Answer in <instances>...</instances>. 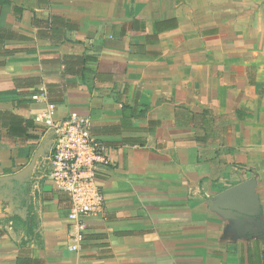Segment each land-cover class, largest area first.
<instances>
[{
	"label": "crops",
	"instance_id": "obj_1",
	"mask_svg": "<svg viewBox=\"0 0 264 264\" xmlns=\"http://www.w3.org/2000/svg\"><path fill=\"white\" fill-rule=\"evenodd\" d=\"M71 114L110 162L78 250L46 177ZM26 256L264 264V0H0V264Z\"/></svg>",
	"mask_w": 264,
	"mask_h": 264
},
{
	"label": "built area",
	"instance_id": "obj_2",
	"mask_svg": "<svg viewBox=\"0 0 264 264\" xmlns=\"http://www.w3.org/2000/svg\"><path fill=\"white\" fill-rule=\"evenodd\" d=\"M50 107V114H54L53 106ZM49 123L55 139L46 177L69 197L66 219L70 249L78 250L85 239L87 219L105 211L106 197L98 179L110 162L103 143L93 135L88 118L71 114Z\"/></svg>",
	"mask_w": 264,
	"mask_h": 264
},
{
	"label": "trees",
	"instance_id": "obj_3",
	"mask_svg": "<svg viewBox=\"0 0 264 264\" xmlns=\"http://www.w3.org/2000/svg\"><path fill=\"white\" fill-rule=\"evenodd\" d=\"M16 264H42V262L38 259L26 256L18 259Z\"/></svg>",
	"mask_w": 264,
	"mask_h": 264
}]
</instances>
